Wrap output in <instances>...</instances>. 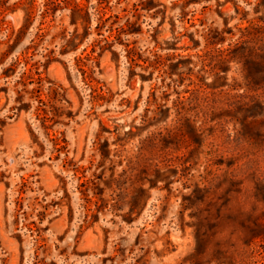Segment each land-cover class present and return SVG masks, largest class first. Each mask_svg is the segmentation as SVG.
Masks as SVG:
<instances>
[{"label": "rangeland", "instance_id": "1", "mask_svg": "<svg viewBox=\"0 0 264 264\" xmlns=\"http://www.w3.org/2000/svg\"><path fill=\"white\" fill-rule=\"evenodd\" d=\"M263 48L264 0H0V264H264Z\"/></svg>", "mask_w": 264, "mask_h": 264}, {"label": "trees", "instance_id": "2", "mask_svg": "<svg viewBox=\"0 0 264 264\" xmlns=\"http://www.w3.org/2000/svg\"><path fill=\"white\" fill-rule=\"evenodd\" d=\"M247 30H249V29H247ZM254 36H255V38H258L257 35H254ZM235 49L238 50L237 53H239V56H238V54H234L232 57H234L237 60H240V57H241L240 55H242V53L244 54L245 48L241 47V45H237ZM242 49H244V50H242ZM220 50L222 53L224 52V49H220ZM263 50H264V48H263ZM257 66H261V65L258 63Z\"/></svg>", "mask_w": 264, "mask_h": 264}]
</instances>
